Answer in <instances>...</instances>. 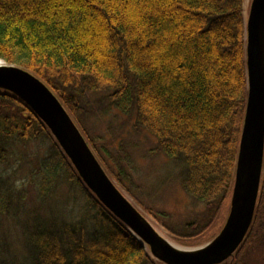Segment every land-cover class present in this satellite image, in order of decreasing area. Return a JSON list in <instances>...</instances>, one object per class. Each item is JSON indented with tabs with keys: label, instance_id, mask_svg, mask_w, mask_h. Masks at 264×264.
<instances>
[{
	"label": "trees",
	"instance_id": "obj_1",
	"mask_svg": "<svg viewBox=\"0 0 264 264\" xmlns=\"http://www.w3.org/2000/svg\"><path fill=\"white\" fill-rule=\"evenodd\" d=\"M244 3L0 0V59L55 93L109 177L159 221L170 213L158 216L145 206L125 165L127 147L142 146L134 135L152 140L147 153L179 168L184 194L195 210L201 207L185 222L162 226L182 245H201L217 236L213 228L225 217L235 183L248 100ZM97 109L111 112L113 122L124 119L121 140L109 143L89 131L86 117ZM17 145H36V152L40 145L41 152L26 163L34 165L29 172H21L26 156L20 155L19 166L0 174V226L11 216L27 217L28 251L16 264H162L86 187L40 117L0 90V168L10 169ZM60 186L79 202L77 219L49 208L45 215L26 210L32 200L46 205ZM223 264H264V172L249 233Z\"/></svg>",
	"mask_w": 264,
	"mask_h": 264
},
{
	"label": "water",
	"instance_id": "obj_2",
	"mask_svg": "<svg viewBox=\"0 0 264 264\" xmlns=\"http://www.w3.org/2000/svg\"><path fill=\"white\" fill-rule=\"evenodd\" d=\"M247 27L248 100L227 220L219 234L196 248L173 244L109 177L55 93L27 70L0 59V90L30 107L50 129L81 180L162 264H223L252 226L264 172V0H252Z\"/></svg>",
	"mask_w": 264,
	"mask_h": 264
},
{
	"label": "rangeland",
	"instance_id": "obj_3",
	"mask_svg": "<svg viewBox=\"0 0 264 264\" xmlns=\"http://www.w3.org/2000/svg\"><path fill=\"white\" fill-rule=\"evenodd\" d=\"M251 2L252 0H245L244 3L245 21H247L249 16ZM94 100L95 98H92L89 102L90 105L88 108H90L91 111L97 106V102ZM93 113L94 114H89L86 117V124L89 131L94 136L104 138L105 141H108L109 143L116 136L119 137L118 140H121L122 134L119 135L121 132L120 125L123 124L122 121H124V119L119 117L118 120L113 122L111 119H113L115 116L111 112L109 113V116H103V114H101L98 109ZM110 122L113 123L111 124ZM127 125L128 126L126 128L124 127L123 130L125 132H122L126 137H128V130L131 128L129 123ZM143 138L145 139L144 142L143 140L141 141ZM131 139L134 141L140 140V142H142V146L135 148H132L131 146L127 147V153L131 156V161L129 162L128 166L127 163H125L127 171H129V175L133 178L136 186L141 190L138 192V194L142 195L141 198L143 203L145 206L152 208L155 215L159 216L160 212L165 210L170 213V217L162 218L159 216V221H156L117 184L121 191L144 213V215L154 225V227L173 244L185 248H196L210 242L211 240L206 241L201 245H182L173 240L170 234L164 229L162 226L164 221L180 224L192 217L193 212L201 210V207H197V210H195V205L191 203V201L188 200L189 198L184 194L179 182V168L171 165L169 162H165L162 157L152 156L147 153V148L153 144L152 140L144 135H141V138L140 136L138 138L134 135ZM144 143L148 146L146 147ZM38 146L39 150L37 152L36 145H30L26 148H22L18 145L17 147L13 146L11 151H15L16 154H13V158L9 164L11 167L8 170H4L5 168H0V174L5 173L8 175L12 169H15L16 166H19L18 162L20 160V155L26 156L25 163L22 165L23 170L21 172L23 173V171L26 169L29 172L30 169H33L34 165L31 163L27 168L26 163L35 161V157L39 158L37 154L41 152V146ZM14 181L15 180L12 179L10 182H8V184L11 185ZM50 197L51 198L48 199L47 204L44 206H42L38 201L33 202L32 200V203L28 204L26 210L42 209L45 215L46 209L49 208L47 212L50 214H55V211H57V214L63 211V213H66L70 219H74L75 217V219H77L79 214V202H75L74 197L71 195L68 187H57L54 194ZM229 211L230 204L228 205L225 217H222L217 226L213 228V233L218 232L217 235L219 234L227 220ZM24 221H27V217L25 214L21 215L20 213L16 216L8 217L2 222L0 226V264H16L25 260V255L28 250L26 248V243L23 236L25 225ZM219 228L220 231H218ZM206 236L208 238L210 234H207ZM258 254L259 253H254L253 257L257 256Z\"/></svg>",
	"mask_w": 264,
	"mask_h": 264
}]
</instances>
